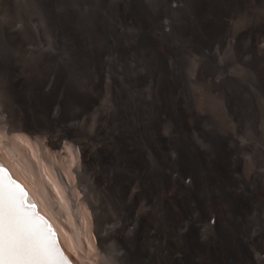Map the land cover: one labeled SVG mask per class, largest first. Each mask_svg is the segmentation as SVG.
<instances>
[{
	"label": "bare ground",
	"instance_id": "bare-ground-1",
	"mask_svg": "<svg viewBox=\"0 0 264 264\" xmlns=\"http://www.w3.org/2000/svg\"><path fill=\"white\" fill-rule=\"evenodd\" d=\"M62 1L63 0H0V7L4 6L8 10H12L13 7L20 6L23 4V5H26L27 7L31 6L35 8V9L33 8L34 9L33 11L31 10L29 15H32L33 13L36 14V21L32 23L33 26L30 24L31 25L30 27L21 28L17 31H15L10 25L9 26L6 25V23L4 25L1 22L3 20H0V30L2 32V36L4 35L7 38L10 37L13 40H18L19 42H21L22 40L21 38L23 36L25 38L27 36H31L32 39L35 38V35L40 37L41 28L38 22L39 18L37 16V8H39L38 14H39L40 19L41 17H45L47 22L49 24L51 23V25H52L51 20L58 19L61 22L60 26H58L60 30L58 29L57 30L58 32H60L61 38H62V35H65L64 33H67L66 31L68 30L65 27L64 21L67 20L68 15H69L67 11L64 13H61V11L58 10L59 3L61 4L64 3ZM98 1L97 3H99ZM112 1L111 3H113ZM184 1L186 3V0ZM217 1L219 0H189L187 3L188 7L186 6L188 9L187 10L188 12L184 10L182 11L184 13L186 12L185 15L188 14L187 17L190 18L191 20L192 19L197 20L198 18V20L200 21V23L205 29L208 30L210 28L209 30L210 34H212L211 32L215 31L216 33L219 34L221 38L224 37L223 39H225L228 45L230 46L233 44L234 38L231 39L230 37L229 27L231 26L230 24L232 23L233 18H235L234 17L235 11L237 9L234 8L236 10H233L230 6L227 5L224 9L219 10L217 7ZM247 1L250 2L251 4V2L255 3L256 1H259V0H245V2ZM136 2L139 3L143 7H145L146 5V3H144L143 5L141 4V2L143 3L145 2V0H116V3L115 2L114 3L116 4L115 8H118L119 10V15L122 16L123 18H126L128 16H131L135 12V11L133 12V10H135L136 8ZM140 8H137V9H140ZM115 10L113 11L114 13H115ZM144 12L146 11L144 10ZM140 14H142V12ZM193 15L194 17L192 18ZM262 22H264V20ZM262 25L264 26V23ZM169 28H172V27H169ZM252 30L254 29L253 28L243 29L239 34V39L243 41V43L245 44V47L242 50L238 51L239 58L242 57L245 53H249V50H248L249 45L252 48H255L257 51L264 53V43H263L264 41H262L263 38L259 35H254ZM61 31L63 34L61 33ZM179 31L181 30L179 29ZM192 33L193 31H191V34ZM128 40L129 39H127V41ZM175 41L177 42V40ZM151 42H152V39H151ZM59 44H60V41L55 40V43L52 46L47 45L46 51L40 52L34 56L36 58L38 57L43 62L53 65L54 60H55L54 53L59 52L57 48L59 47ZM84 45H86V43ZM172 45L173 43L171 44L170 42L164 43V47L166 48L167 47L170 48ZM81 47L83 48L84 46H81ZM81 50H84V49H81ZM102 51H101V54H102ZM99 52H100V48H99ZM85 53L87 52H83V54ZM101 54L97 53V56L99 57V55L101 56ZM124 56L125 55H123L122 60L125 59ZM35 57H33V59ZM234 57L236 58V56ZM97 59H100V58H97ZM15 60H18V61L16 62L13 61L15 62V64L10 66V64L7 65V63L0 56V96L2 97V99H0V107L1 109H3V107H6L7 109H10V111L13 113L16 112L15 118L11 117L10 119H5L4 121L0 122V150L2 153L5 152V154H7V156H9V158L12 161V164H11L7 160L5 155L1 153L0 160L6 161L10 167L8 168V166L2 162H0V164L5 166L10 176L20 184L23 190L20 189L19 187L18 188L22 192L27 193V196H28L27 200L35 203L37 212H39L41 215H43L48 220V225L56 233V236L54 235L52 236L50 233H48L47 226H46L47 223H45L43 217H39L36 213H34L33 208L23 206L22 208L23 213L27 215L28 217H30L32 220V223L37 228L43 230L49 239L55 240V237H57L58 243H56V240H55V246L59 250V256L57 257L55 261H52L51 264H68L71 261L73 262V264H92V262L94 264H129V263L130 264H264V233L260 239L261 245H258L257 247H255V246H251L252 244L249 245V244L244 243V241H246V238H245L246 231L244 228L245 227L244 223L246 224L245 220H248L249 222L253 218L254 219L256 218L255 216H253L254 215L253 213L252 215H250V213L256 210L258 213H261L262 216L264 217V178L258 177L255 170L245 173V176L242 174H239L237 177L232 176V178H230V176L228 175V171L231 168L230 163L231 164L233 163L234 168L236 169H238V165L240 167L241 162H242L241 152H243L242 148L244 145L241 141H239L236 138L234 131L226 129V128H223L222 130L217 129V131L214 134L215 136L214 142L212 144H208L206 148L207 150H203L202 146H199L196 143H192V141H190V144H188V147L190 149V155L195 160H197L198 163L201 165L202 179L200 181V186L202 187L203 192L202 194L199 195L200 196L199 199L202 202L203 208L206 211L212 212L210 214L212 215L211 216L212 220L218 219V224L220 225V229H221V237L219 236V234H218V238L214 237L215 235H212L210 232H208L209 231L208 230L207 232L203 231L202 234L200 233L202 237L201 238L202 241H199V239L196 240L195 238L196 232L194 233V231L196 230L197 227H200L203 225L202 217H204V215L198 214V213L192 214V215L187 214V212L189 211V208L186 203V198H182V196L181 198L178 197V193H179L178 188L167 187L164 190H162V193L160 194V196L150 197L146 202L147 203L146 206L137 208L135 212V217H134L136 218L135 220H138L140 217L144 216V220L142 221V225H143L142 227H144V230H145L144 233L151 234L152 232L156 230L155 224L161 225L162 231L152 239L151 244H148L150 245L149 252L147 253L144 252L145 254L141 253L140 255H138V253H136L137 251L134 252L135 250L131 251L129 249V251L128 250L124 252L122 251L123 253L121 254L119 253L118 255L116 250H113L115 248L113 246H116L113 243H112L113 246H111V244L109 245L113 247L112 249L113 251L111 249L107 250L105 247L107 243L109 244V242L107 241L111 239L116 240L120 231L118 232L113 229L109 230L107 228L108 226L106 227L108 230L105 228L106 224L104 223H106L107 221L105 218L106 216L104 215V209H103L104 207L102 208V206L99 204L98 196L96 195L97 193L95 192L96 191L104 192L107 190L113 191L115 194V197L118 198V195L116 194V190L120 194L123 188L119 184V181L122 178L121 171L128 170V168L131 166L137 167V165L141 164L142 162L145 163V161L148 162L150 161V159H152L153 161L156 158L158 151L160 150L164 151L166 150L167 146L170 145V142L167 143L165 141V136H167V134L171 131V129L173 128L172 127L173 125L175 126L177 122L179 123L178 121L179 118L177 119V117L180 116V115L178 116L176 115L178 113L176 111V114L173 117H176L177 122L174 121L173 123L171 121L172 120L171 118L170 121L173 124L165 125L166 117L170 113L169 110L170 111L174 110V109L172 110L169 109L168 106L169 105L172 106V105L167 103L168 101H170V100L167 101V98H169L167 97V95L169 94L172 98L173 97L172 94H174L175 92L174 88L172 86L168 88L167 86H165V84L164 86L161 85L159 87L158 94L160 93L159 94L160 97L159 96L158 97L162 100L159 99L160 101L159 100L157 101L155 98V100L159 102L158 104L159 110L155 108L156 112L158 113L156 115L154 114L149 115L150 113H148V117L146 116V118L143 119V123L142 121H140L141 122V124H139L141 125V127L139 126L140 128L135 127L136 125L134 126L131 123H129L130 120L129 121L127 120L126 122H124L122 127L115 126L114 128H110L106 125L108 123L105 124L104 121H103L104 123L101 122L99 124L97 123L98 122L97 121V122H94V124H91V126H88L86 124V121H87V117L85 115L86 113H81L80 111L84 110L90 104H94V101L96 100L98 96V93L100 90L99 86H101L99 85V83L100 81L103 80V79L101 80L103 69H102V66H100V64H99L100 66L99 69L96 71V75H94L93 78H89L88 80H85V82H75V80L77 81L76 79L77 77L73 81L70 79L71 78L70 76L71 72H69L70 65L68 61L64 60L60 68L56 70L58 71L57 74L59 76V79L61 80V81L58 79L56 80L58 84L52 83V77H50L49 75H48L50 77L49 80H46L49 77L42 80L41 78H43L42 77L43 74L41 75V77H39L41 81L37 80L38 82L36 81L35 83H29L28 80L29 79L31 80L33 78L30 74L31 70L29 71L28 70L29 67L27 66H26L27 68L23 67V65L20 64L19 62L20 60L18 58ZM35 60H38V59H35ZM69 62H72V60ZM240 62L244 66L251 65L250 60H243ZM73 65L74 63L72 62V66ZM251 68H252V65H251ZM254 68L256 69L258 79L260 80V81L258 80L259 91L260 93L262 92V94H264V66H261V67L255 66ZM81 70H83V67ZM232 73L233 72H230V70L228 69L225 71V74L226 76H228V78H231ZM45 74L46 73H44L43 76H45ZM108 78L111 79L112 77L107 76L106 79ZM116 79L117 77L113 79L114 88L116 92L115 102L117 104L115 108V114L121 115L122 118H126V119L128 117H134V118L140 119L141 114L139 116V112L137 114H132L130 111L127 110L128 106L127 108H125L126 106H124V103L122 102L123 92L121 90L120 85H118ZM166 80L168 79L166 78ZM105 86H106V83H105ZM58 87L62 88L61 90H63V93L59 94L58 98H56V101L52 103L51 98L53 95L57 94ZM31 90L33 91V93H36L35 96L38 97L37 100H39V103L33 102L34 95L31 94ZM177 98L175 101L174 99H171V101H174L175 106L178 107V109L180 107V109L182 110L180 111L183 117V122L180 121L182 123V126L189 133H192V132L197 133L199 131L200 124H203V121L208 119L207 115H205L204 113H200L198 110H195L194 108L185 110L182 107L181 102H179ZM13 102H14V105L16 104L15 107H12ZM144 107H146L145 104H144ZM148 109L150 108L148 107ZM142 110L145 111L144 108ZM175 110L172 111L173 112L172 115H174ZM153 112L154 111H152V113ZM95 113H100V111L95 112ZM142 114H145V113H142ZM212 114L217 119L220 120L225 117L226 109L222 107L220 111H218L217 113L216 112L212 113ZM113 116L114 114L112 112L109 116L106 117L107 119L106 121H108V119L110 117L112 118ZM186 117L190 119L191 121L190 123H187V124L184 123L186 120ZM176 134L177 133H175V135ZM39 137L46 138V141L38 140ZM63 144H66L67 147L69 148V153H67V160H66L68 161L67 167H65L64 162L59 157L60 155L57 156L59 158H58V161H56L55 154L53 153V152H56V150L59 149ZM185 152H182L184 153L183 154L184 156H185ZM167 154L169 155V152ZM111 157L115 159V162L113 161L114 162L113 165H109L108 164L109 162H107L109 158ZM204 160H209L210 162L209 166L205 165V163L203 162ZM171 161L170 162L168 161V162L171 163ZM72 164L73 165L75 164L74 169H72L73 168ZM177 166L179 168L184 169L181 162L177 164ZM170 168L171 167H169L166 163H162L161 166L159 165L157 168H155L154 174L158 178L163 179L164 177H166V171L169 170ZM10 169L15 174L11 173ZM19 172L22 174H26L28 172L30 175L32 174L31 176L35 177L34 178L35 180L32 179L31 176L30 178L32 180L29 177H26V176L24 177L23 175H20L22 177L21 178L18 175H16V174H19ZM61 172L65 173L66 179L71 182L70 185H65V181L63 177L61 176ZM169 174L172 175L171 173ZM8 178L9 176L6 174L5 171H0V181H2L4 188L15 192L17 196H20L21 194H23L19 192L18 189L14 191L13 188H16V185L8 183L7 182ZM75 178H77V182L72 183ZM89 178L91 179L94 178L96 180V183L98 184V187L96 186L95 188L94 187L95 185L93 186L94 180L92 181L93 183L91 182L92 185L89 186V184L87 183ZM122 179H125V178H122ZM134 185L136 184H133L131 186H134ZM132 190H133V187H132ZM135 190L136 188L133 191ZM79 191H82L84 194L83 199L80 201H78ZM36 196H37V199L41 201H38L36 199ZM183 196L185 195L183 194ZM30 197L32 199H29ZM76 198H78V200ZM82 202L84 203L85 208L88 209L87 212L90 215L92 214L93 216L92 223L94 227L93 226L92 227L94 228V232L98 239L97 246L95 245V242L92 241L93 239L87 235L88 230L86 229V227H85L86 231H82L80 226L78 225V222H77L78 218H84V219L85 217L88 218L87 217L88 213H84L83 210L81 211ZM232 212L236 216L235 225H233V223L230 224L231 222L230 214ZM119 213H122V212L120 211ZM61 218H63L64 221H61ZM115 219H113V222L111 221L109 222L114 223ZM81 223H84V222H81ZM120 224L122 226V223ZM120 224H116L115 222V225L117 226ZM86 225L87 224H85V226ZM73 226H75L74 229H76V232H74ZM129 229L130 228L128 227L127 231ZM124 230H125V226H124ZM82 234H84L88 238L89 245L91 249L94 250V252L90 250V248L89 250L85 252L84 247L82 245L81 238H80ZM171 234L172 235L174 234V236H176L177 238V241L174 243L170 239V237H172ZM115 244H116V241H115ZM223 244H226L227 247L226 248L222 247ZM92 255L93 257L94 255H96L98 259L96 260L92 258L91 257Z\"/></svg>",
	"mask_w": 264,
	"mask_h": 264
},
{
	"label": "rangeland",
	"instance_id": "rangeland-1",
	"mask_svg": "<svg viewBox=\"0 0 264 264\" xmlns=\"http://www.w3.org/2000/svg\"><path fill=\"white\" fill-rule=\"evenodd\" d=\"M97 1L98 0H65V1L63 0L62 2L64 3L62 4L59 3L58 10L61 11V13H64L67 11L69 14L67 20L64 21L65 27L68 30L66 31L67 33H64L65 35H62V38H61L60 32H58V30H60L58 26H60L61 22L58 19L51 20L52 22V25H51V23L49 24L47 22L45 17H41L40 19L39 14H38L39 8H37V16L39 18L38 22L41 28L40 37L42 38L36 35L34 39H32L31 36H27L26 38L23 36L21 38L23 41L21 40V42H19L18 40H13L10 37L7 38L4 35L2 36V32L0 30V56L1 58L7 63V65L10 64V66L15 64V62L18 61L15 59L18 58L20 60L19 61L20 64H22L23 67H26V66L29 67L28 70L29 71L31 70L30 74L33 77L31 79L32 81L30 79L28 80L29 83H35L37 80L41 81V79L43 80L50 76L52 77V83L58 84L56 80L57 79L60 80V79L57 74L58 71L56 70L60 68L64 60L68 61L70 65V71H69L71 72V75L69 74L71 76L70 79L73 81L77 77L76 78L77 81L75 80V82H85V80H88L89 78H93V76L96 75V71L99 69L100 66H102V69H103L102 77L103 78L101 77V80L102 79L103 80L100 81L99 83V85L101 86H99L100 94L98 93V96H97L98 99L96 98V100L94 101V104H90L84 110L80 111L81 113H86L85 114L87 117L86 124L88 126H91V124H94V122L98 121L97 122L98 124L101 122L102 123L105 122V124L108 123L106 125L110 128H114L115 126L122 127L124 122H126L127 120L128 121L130 120L129 123H131L134 126L136 125L135 127H139V126L141 127V125H139L141 124L140 121H142L143 123V119L146 118V116L148 117V113H150L149 115H153V114L156 115L158 113L156 112V109L159 110V106H158L159 102H157L160 99L159 98L160 93L158 94L159 87L161 85L164 86V84L168 88L172 86L175 91L174 94H172L174 98L173 97L171 98V96L168 94L167 97L169 98H167V101L168 100L171 101V99H174L175 101L176 98L178 97L177 100L181 102V105L185 110L194 108L195 110H198L200 113H204L205 115H207L208 119L204 120L203 124H200L199 131L197 133L196 132H192L194 134L189 133L182 126L181 122H183V117L180 112L182 111L180 107L178 109V107L175 106L174 101L167 102L168 104H171L172 106L174 104L175 106V107L174 106L172 107L169 105L168 106L169 109L171 110L177 109V110H175L174 115H172L173 114L172 111L174 110L172 111L169 110V112L171 113V114L169 113V115L171 117L169 115H168L169 117L168 116L167 117L170 119L166 117L167 124L165 123V125L173 124L174 121L177 122V119L179 118L178 119L179 123L175 122L176 125L175 126L173 125L172 126L173 128L171 129V131L167 134V136H165V141L167 143L170 142V145L167 146L166 150L158 151L156 158L153 161L152 159H150V161L148 162L145 161V163L142 162L141 164L137 165V167L131 166L128 168V170L121 171L122 178H125V179L121 178L120 181L122 182L119 181V184L123 188L120 194L116 190V194L118 195V198L115 197V194L113 191L107 190L108 192L107 191H104V192L96 191L95 192L97 193L96 195L98 196L99 204L102 206V208L104 207L103 209H104V215L106 216L105 217L106 221L113 222V219L116 218L114 220V223H111V222L107 223L105 221L106 222L104 223L106 224L105 228L108 226L107 228L109 230L113 229L118 232L120 231L117 239L108 240L107 242H109V244L107 243L105 247L107 250L109 249L112 250L113 247H115L113 250H116L118 255L119 253L121 254L124 251H127V250L129 251V249L131 251L135 250L134 252L137 251L136 253H138V255H140L141 253L145 254L149 252L150 245L148 244H151L152 239L162 231L161 225L155 224L157 231L155 230L151 234L144 233L145 230H144V227H142L143 226L142 221L144 220V216L140 218L138 217L139 219L135 220L136 219L134 218L135 212L137 208L146 206L147 204L146 202L150 197L160 196V194L162 193V190H164L167 187L178 188L179 190L178 197L181 198L182 196V198H186V203L189 208V211L187 212V214L192 215V214L198 213V214L204 215V217H202L203 225L200 227H197L196 230L194 231V233L196 232L195 233L196 240L199 239V241H202L201 234L203 233V231L207 232L208 230H209L208 232H210L212 235H215L214 237L218 238V234L221 237V229H220V225L218 224V219L212 220V217H211L212 215H210L212 212L206 211L203 208L202 202L199 199L200 198L199 195L202 194L203 192L202 187L200 186V181L202 179V170H201V165L198 163V161L195 160L190 155V149L188 147V144H190V141H192V143H196L197 145L202 146L203 150H207L206 148L208 144H212L214 142V137H215L214 134L217 131V129L222 130L223 128H226V129L232 130L235 132L236 138L239 141H241L244 146L242 148L243 152H241L242 162H241L240 167L238 165V169H236L234 168L233 163L232 164L230 163L231 168L228 171V175L230 176V178H232V176L237 177L239 174H242L245 176V173L255 170L258 177L264 178V97H263L264 94H262V92L260 93L259 91V85H258L259 79L256 73L257 71L254 68L255 66L256 67L264 66V53L257 51L255 48H252L249 45V48H248L249 53H245L242 56L243 58L242 57L239 58V55H238V51L242 50L245 47V44L243 43V41L239 39V34L243 29L253 28L254 30L252 31L254 35L261 36L263 38L262 41H264V28H263L264 26L262 25L264 23L262 22L264 20V0H259V1H256L255 3L251 2V4L248 1H247L248 3L245 2V0H230V1L229 0H222V1L219 0L217 1V7L219 10L224 9L227 5L230 6L233 10L237 9L235 11V16H234L235 18H233L232 23L230 24L231 26L229 27L230 37L231 39L234 38L233 39L234 45L232 44L233 46L232 45L229 46L227 41L223 39L224 37L221 38L219 34L216 33L215 31L211 32L212 34H210V31H209L210 28L208 30L205 29L200 23V21L198 20V18L197 20L192 19L193 20L192 21L190 18L187 17L188 14L185 15L186 12L184 13L182 10L184 11L188 10L187 3L189 0H186V3L184 0H182L183 2L181 0H153V2L152 0H148V1L145 0V2L143 3L141 2V4L143 5L144 3H146L147 5V6L145 5L146 8L136 2V8L135 10H133V12L135 11L133 13L134 15L132 14L131 16H128L126 18H123L122 16H120L118 8H115L116 0H113V1L112 0L110 1L100 0L98 1L99 3H97ZM111 1L115 3L113 4L111 3ZM33 8L34 7H31V6L27 7L26 5L22 4L20 6L13 7L12 10H8L4 6H2L0 7V18H1L0 20H3L1 22L4 25L5 23L8 26L10 25L15 31L21 28L30 27L31 25L33 26L32 23L36 21V14L33 13L32 15H29L31 10L33 11L35 9ZM137 8H140L143 11ZM113 9L117 10V12L115 10L116 14L113 12L114 11ZM144 10L146 12H144ZM141 12L142 14H140ZM181 14L184 16H182ZM193 17L194 15L192 16V18ZM169 27H172V28H169ZM179 29L181 31H179ZM191 31H193L192 34H191ZM150 37L153 43L151 42ZM127 39L129 40L127 41ZM55 40L60 41V44H59L60 48L57 47L59 52L54 53L55 60H54L53 65L43 62L38 57L36 58L34 56L40 52L46 51L47 45L52 46L55 43ZM175 40H177V42ZM195 41L197 42V44ZM166 42L167 43L170 42L171 44L173 43V45L170 48L168 47L166 48L164 47V43ZM85 43L86 45H84ZM192 43L195 45H193ZM81 46H84V47L82 48ZM97 46L100 48V52ZM126 47L128 48V50ZM81 49H84V50H81ZM101 51H102V54H101ZM83 52H87L88 54L87 53L83 54ZM97 53L101 54V56L99 55L98 57ZM123 55H125L124 56L125 59H123L124 61L122 60ZM234 56H236V58ZM33 57L35 58L33 59ZM97 58H100V59H97ZM35 59H38V60H35ZM69 59H71L72 62L74 63L73 66H72V62H69L71 61ZM238 59L240 61L250 60L252 68H251V65L244 66ZM82 67H83V70H81ZM227 69L230 70V72L235 73V74L232 73L231 78H228V76H226L225 74V71ZM44 73H46L45 76H43ZM41 75L43 78L40 79L39 77H41ZM107 76H110L112 78L106 79ZM34 77L36 80L34 79ZM50 77L47 78L46 80H49ZM116 77H117L116 79L117 83L118 85H120L121 90L123 92L122 102L124 103V106H126L125 108H127L128 106L127 110L130 111L132 114H137L139 112V116L140 114L141 116L144 115L145 117L140 116L141 120L139 118H134V117H128L126 119V118H122L121 115L115 114V108L117 104L115 102L116 92L114 88L113 79H115ZM165 77L168 80H166ZM168 81H170L171 83ZM105 83H106V86H105ZM61 89H62L61 87L57 88L58 90L57 94L53 95L51 98L52 103L56 101V98H58L59 94L63 93V90ZM31 94L34 95L33 102L39 103V100H37L38 97L35 96L36 93H33V91L31 90ZM155 98L157 101L155 100ZM0 99H2L1 96H0ZM144 104L146 107H144ZM15 105L13 102L12 107H15ZM142 106L145 111L142 110L143 109ZM148 107L150 109H148ZM222 107L226 109V115L224 118L219 120L212 113H215V112L217 113L218 111L221 110ZM99 111L100 113H95ZM152 111L154 112L152 113ZM176 111L178 112L177 114H176ZM112 112L114 116L112 118L110 117L108 121H106L107 120L106 117L109 116ZM142 113H145V114H142ZM175 114L177 116L178 115L180 116H178L176 119V117H173L175 116ZM15 116H16V112L13 113L10 111V109H7L6 107H3V109H1L0 107V122L4 121L5 119H10L11 117L15 118ZM190 122H191L190 119L186 117V120L184 123L187 124ZM181 130H183L184 133ZM174 132L177 134L175 135ZM185 133L186 134L189 133V134L186 135ZM38 140L46 141V138L39 137ZM168 152H169V155L167 154ZM182 152H185V156L183 155L184 153ZM1 153L2 152L0 150V154ZM53 153L55 154V160L58 161V158L60 157L62 161L64 162L65 167H67L68 161L66 160H67V153H69V148L67 147V145L63 144L59 149L56 150V152H53ZM2 154L5 155L7 160L12 164V161L9 158V156H7L5 152H3ZM58 155L60 156L57 157ZM113 161L115 162V159L111 157L109 158L107 162H109L108 163L109 165H113L114 163ZM168 161L169 162L171 161V163H169ZM0 162L7 165L8 168L10 167L6 161L0 160ZM180 162L182 163V166L184 169L179 168L177 166V164H179ZM203 162L205 163V165L209 166V163H210L209 160H204ZM162 163H166L171 168L169 169L170 171L169 170L166 171V177H164L163 179H160L157 176H155L154 171H155V168H157L159 165L161 166ZM72 167H73L72 169H74L75 164L74 165L72 164ZM10 171L11 173L15 174L11 169ZM169 173H171L172 175H170ZM16 175H18L19 177H21L20 175H23L24 177L26 176L30 178L32 174L30 175L28 172L26 174H22L19 172V174H16ZM61 176L63 177L65 181V185L71 184V182L66 179L64 172H61ZM31 178L34 179L35 177L31 176ZM88 181L87 183L89 184V186H91L92 183L94 182L93 186L95 185L94 186L95 188L96 186L98 187V184L96 183V180L94 178L92 179L89 178ZM7 182L12 184L9 178ZM75 182H77V178H75L72 183H75ZM133 184H136V185L131 186ZM132 187H133V190L135 188L136 190L133 191ZM13 189L14 191L18 189L19 192L22 193V191L18 187L13 188ZM183 194L185 196H183ZM78 196H79V200L78 198L76 199L78 201L82 200L84 197L83 192L79 191ZM29 199H32V198L30 197ZM36 199H37V196H36ZM142 199L143 200L145 199V200L143 201ZM38 201H41V200H38ZM84 208L85 206H84V203L82 202L81 211L83 210L84 213H88L87 212L88 209L86 208L84 209ZM119 210L122 213H119L120 212ZM254 211H252L250 215H252L253 213L254 214L253 216H255L256 218L255 219L253 218L249 222L248 220H245L246 224L244 223V226H245L244 228L246 231L245 232L246 241H244V243L249 244V245L252 244L251 246L257 247L258 245H261L260 239L264 233V224H263L264 217L262 216L261 213H258L257 211L254 212ZM89 215H90L89 213H88V216L86 214V216L89 219L86 217L85 219L78 218L77 222L82 231H86V229L88 230L87 235L93 239L92 241H94L95 245L97 246L98 239H97V236L93 228L94 227L92 223L93 216L92 214L90 215L91 217ZM230 218H231L230 224L233 223V225H235L236 216L233 212L230 214ZM61 221H64V219L61 218ZM81 222H84V223H81ZM115 222L116 224L122 223V226L121 224L118 226L115 225ZM85 224L87 225L85 226ZM124 226H125L126 231L128 227L131 230L129 229L128 230L129 232L127 231L128 232L127 233L124 230ZM74 228L75 226H73V229ZM122 229L124 232L122 231ZM74 232H76V229H74ZM82 235L80 236V238H81L82 245L84 247L85 252L89 250V248L90 250L94 252V250L91 249L89 245L88 238L84 234ZM142 236L144 239L142 238ZM171 236L172 237H170V239L172 240V242L173 243L176 242L177 241L176 236H174V234L173 235L171 234ZM115 241H116V244H115ZM112 243L116 246H113ZM124 243L127 245H125ZM110 244L113 247L109 246ZM222 247L226 248L227 245L223 244ZM121 248L122 249L124 248V249L122 250ZM91 257L96 260L98 259L96 255H94V257L92 255ZM68 264H73V262L71 261ZM92 264L94 263L92 262Z\"/></svg>",
	"mask_w": 264,
	"mask_h": 264
},
{
	"label": "snow or ice",
	"instance_id": "snow-or-ice-1",
	"mask_svg": "<svg viewBox=\"0 0 264 264\" xmlns=\"http://www.w3.org/2000/svg\"><path fill=\"white\" fill-rule=\"evenodd\" d=\"M27 203L25 197L5 189L0 181V264H51L59 256L55 240L23 213Z\"/></svg>",
	"mask_w": 264,
	"mask_h": 264
},
{
	"label": "water",
	"instance_id": "water-1",
	"mask_svg": "<svg viewBox=\"0 0 264 264\" xmlns=\"http://www.w3.org/2000/svg\"><path fill=\"white\" fill-rule=\"evenodd\" d=\"M0 169H2L3 171H5L6 172V174L9 176V179H10V181H15L11 176H10V174H9V172L7 171V170H5L3 167H1L0 166ZM14 185H19V188L20 189H22L23 190V188L20 186V184L19 183H17L16 181H15V184ZM23 194H22V197H25L26 198V200H27V193L26 192H22ZM27 204H25L24 206L25 207H29L28 206V204H30L31 205V207H29V208H33L34 209V213H36L39 217H43L39 212H37V208H36V206L35 205H33V204H31V202L30 201H28L27 200ZM43 219H44V221H45V223H47L46 224V226H47V229L48 228H50L51 229V235L53 236V234H54V236H56V233L52 230V228L48 225V221L47 220H45V218L43 217ZM55 240H56V243H58V241H57V237H55Z\"/></svg>",
	"mask_w": 264,
	"mask_h": 264
}]
</instances>
